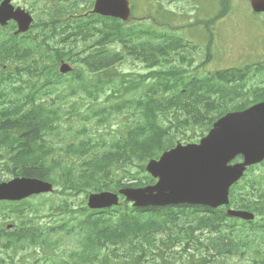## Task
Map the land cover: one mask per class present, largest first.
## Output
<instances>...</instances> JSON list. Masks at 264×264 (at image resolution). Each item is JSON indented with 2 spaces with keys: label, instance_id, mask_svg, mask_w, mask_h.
Masks as SVG:
<instances>
[{
  "label": "trees",
  "instance_id": "1",
  "mask_svg": "<svg viewBox=\"0 0 264 264\" xmlns=\"http://www.w3.org/2000/svg\"><path fill=\"white\" fill-rule=\"evenodd\" d=\"M226 3L228 5L227 0ZM65 10L61 3L57 4L52 11L50 30L44 33L41 43L21 48V41H12L8 48L0 47V182L26 177L52 183L62 199L55 203L45 197L50 211L70 215L75 211L70 208L68 198L84 195L81 202L85 204L92 193H116L121 188L152 184L154 181L144 174L148 160L158 159L176 142L188 139V133L197 127H211L229 108L252 104L250 101L237 103V98L243 95V75L238 70L211 71L203 76L192 74L193 60L184 54L186 45L182 40H169L165 33L133 30L118 20L99 16L78 18L69 23ZM58 19L67 22L62 31L61 25H55ZM58 37L62 39L51 41ZM115 46H121V50L116 51ZM60 60L77 63L83 69L73 77L83 81L79 88L90 100L89 106L97 107L87 110L83 118L94 126L91 131L95 132L86 141L59 138L65 119L78 115L77 107L71 111L62 107L63 98L58 88L64 77L56 71ZM137 60L148 74H123L117 69L123 62ZM71 85L70 94L77 96L73 82ZM108 91H111L108 100L115 99L113 105L99 106V96ZM44 96L50 97L51 103L44 101ZM262 97L260 93L253 99ZM231 200L238 208L247 209L242 196ZM35 205L26 201L2 202L0 217L34 214L45 207V202L41 200L40 206ZM249 208L252 209L251 204ZM153 210L154 216L146 210H136V216L118 211L114 218L120 215V220L134 222L119 223L112 228L104 227L101 220L94 219L90 213L84 214L80 223L88 226L90 237L107 235L111 243L117 245L132 243L135 235L147 236L152 229L171 232L178 219L194 220L201 229L216 230L220 221L228 220L222 209L194 207L183 213ZM188 228L191 227L186 230ZM60 229L62 227H58ZM52 230L38 232L26 223L18 235L5 233L0 225V247L6 254V258L0 257V264L14 260L16 252H6L8 248L20 249L38 243ZM223 237L190 241L201 251L212 248L219 253H231L239 248V239ZM136 243L139 251H146L145 245L153 244L150 240ZM206 263L202 258L200 264Z\"/></svg>",
  "mask_w": 264,
  "mask_h": 264
},
{
  "label": "water",
  "instance_id": "2",
  "mask_svg": "<svg viewBox=\"0 0 264 264\" xmlns=\"http://www.w3.org/2000/svg\"><path fill=\"white\" fill-rule=\"evenodd\" d=\"M6 0L0 8V23L13 17ZM252 9L264 12V0H252ZM93 13L124 21L130 11L125 0H97ZM25 18L20 30L28 28ZM69 71L62 65L61 72ZM242 154L245 164L227 166L236 155ZM264 158V103L242 113L227 114L210 131L200 145H177L164 153L158 161H151L146 171L158 182L153 187L121 190L119 193L135 207L175 204H201L213 208L228 204V191L243 173L245 165ZM49 183L36 179H14L0 184V201H19L31 195L51 192ZM117 203L111 194L93 195L88 206L92 209L110 207ZM229 215L250 219L246 213L228 212Z\"/></svg>",
  "mask_w": 264,
  "mask_h": 264
},
{
  "label": "rangeland",
  "instance_id": "3",
  "mask_svg": "<svg viewBox=\"0 0 264 264\" xmlns=\"http://www.w3.org/2000/svg\"><path fill=\"white\" fill-rule=\"evenodd\" d=\"M20 2L25 3V5L29 8L31 1L30 0H18ZM133 15H142L147 13L152 20L150 25L160 26L164 28L174 27L176 25H180L181 29L177 30L179 32V36L184 38L186 41H189L200 47V50L193 55L194 63L192 65L193 68H197L203 58L202 50L205 52V59L209 57V61L206 62V65L196 70L200 75L205 74L207 70L213 68V70H220L225 68H235L245 66V64H250L257 61L260 57H262L263 53L261 52L262 47L264 45V39L262 35H264V14H253L246 8L247 2L245 0H234L235 2L241 4L237 6L235 13L232 8L226 18H222L219 20L215 26L216 32L213 34V46H210L207 49V44L210 39L209 34H206V31L203 26L197 24H191V27H187L186 24H190L188 20H184L185 23L178 18L177 12L180 13V17L184 14H187L188 11L195 14V18L198 20H210L217 14H219L221 10L220 0H129ZM140 1V2H139ZM168 2L167 10L168 12L164 13L161 10V7ZM45 2L41 0L37 5L39 8H43L45 6ZM139 4L143 5L141 11H137V7ZM84 6L79 5V9H82ZM34 9V8H33ZM257 31V32H256ZM178 36V35H177ZM225 41L227 42H245L242 45H246L247 48L246 53L242 54V60L237 63L232 58L223 57L224 52L226 51L221 45ZM259 50L260 52L257 54H252L250 51ZM232 51V50H231ZM227 59L229 61L224 60ZM120 69L124 72H127L131 69L130 63H125ZM72 101L71 103H73ZM78 102L77 104H79ZM68 104L66 107H68ZM82 109L85 108L83 104L79 105ZM83 127V122L78 120V117H74L72 119H67L64 127L61 128V135L59 138H71L74 137L76 141L83 140L86 136L91 135V131L88 129L87 133H81ZM200 135V132L197 133L196 136L192 137V139H196ZM95 138V137H94ZM189 140H185L182 142H188ZM52 199L55 203H59L62 199L58 194L53 197H47ZM84 198V195L78 198H68V202L74 203V206L80 204L81 200ZM33 201V200H31ZM41 201L35 206L39 205ZM49 204L45 202V207L43 208L44 214L48 213ZM52 220L44 219V220H35V225H55V221L58 219L59 214H54ZM33 219V214L28 215L25 219ZM6 221L7 224L9 222L15 221L16 224L21 225L20 221L16 218L2 220L0 219V224ZM58 232V231H57ZM65 233L66 231H61ZM54 239L49 240L51 242H55V245L52 247L56 248L58 246V242L55 240L56 236H53ZM60 249L63 251L73 250L74 246L66 243L64 247V243L60 246ZM119 261V260H118ZM223 262L222 260H217L215 264H220ZM259 262V261H257ZM224 264V263H222ZM227 264H254V261L251 258H240L234 257L227 259Z\"/></svg>",
  "mask_w": 264,
  "mask_h": 264
},
{
  "label": "flooded vegetation",
  "instance_id": "4",
  "mask_svg": "<svg viewBox=\"0 0 264 264\" xmlns=\"http://www.w3.org/2000/svg\"><path fill=\"white\" fill-rule=\"evenodd\" d=\"M193 236H195V237H196L195 233H193Z\"/></svg>",
  "mask_w": 264,
  "mask_h": 264
}]
</instances>
